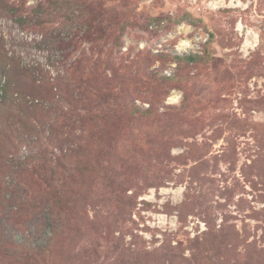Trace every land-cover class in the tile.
I'll list each match as a JSON object with an SVG mask.
<instances>
[{
  "label": "rangeland",
  "instance_id": "1",
  "mask_svg": "<svg viewBox=\"0 0 264 264\" xmlns=\"http://www.w3.org/2000/svg\"><path fill=\"white\" fill-rule=\"evenodd\" d=\"M209 1L0 0V264H264V0Z\"/></svg>",
  "mask_w": 264,
  "mask_h": 264
},
{
  "label": "trees",
  "instance_id": "2",
  "mask_svg": "<svg viewBox=\"0 0 264 264\" xmlns=\"http://www.w3.org/2000/svg\"><path fill=\"white\" fill-rule=\"evenodd\" d=\"M95 16L91 17V20H94ZM87 25V34H89V31L91 30L92 24L91 21L86 23ZM189 59H193L194 55L189 56ZM11 87V82L8 78L7 73V62L4 61V59L0 58V104L5 103L7 100L10 102L13 101L12 98H9V91ZM9 99H8V98Z\"/></svg>",
  "mask_w": 264,
  "mask_h": 264
},
{
  "label": "built area",
  "instance_id": "3",
  "mask_svg": "<svg viewBox=\"0 0 264 264\" xmlns=\"http://www.w3.org/2000/svg\"><path fill=\"white\" fill-rule=\"evenodd\" d=\"M232 1V0H231ZM211 3L213 5H211ZM225 3V0H211L209 1L208 4H210L209 6H211L212 8L215 7V8H219L220 6H222L223 4Z\"/></svg>",
  "mask_w": 264,
  "mask_h": 264
},
{
  "label": "bare ground",
  "instance_id": "4",
  "mask_svg": "<svg viewBox=\"0 0 264 264\" xmlns=\"http://www.w3.org/2000/svg\"><path fill=\"white\" fill-rule=\"evenodd\" d=\"M241 27V24L240 23H238V28H240ZM256 37V36H255Z\"/></svg>",
  "mask_w": 264,
  "mask_h": 264
}]
</instances>
